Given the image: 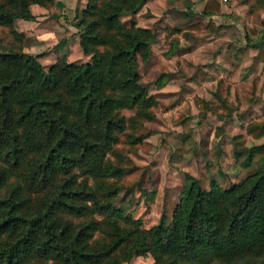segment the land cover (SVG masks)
I'll return each mask as SVG.
<instances>
[{
    "label": "trees",
    "instance_id": "trees-1",
    "mask_svg": "<svg viewBox=\"0 0 264 264\" xmlns=\"http://www.w3.org/2000/svg\"><path fill=\"white\" fill-rule=\"evenodd\" d=\"M50 1L0 0V26L20 38L12 24L33 21L30 6ZM145 1L87 0L76 25L90 55L82 64L62 59L47 71L40 55L0 47V239L9 237L0 264H122L145 255L154 264H264V143L238 151L243 167H255L239 183L203 187L188 175L172 214L149 229L113 201L125 169L109 153L131 123L151 117L138 62L155 36L121 20ZM205 1L204 17L222 14L219 0ZM197 105L203 116H224L222 103ZM246 131L261 139L264 122Z\"/></svg>",
    "mask_w": 264,
    "mask_h": 264
},
{
    "label": "rangeland",
    "instance_id": "rangeland-1",
    "mask_svg": "<svg viewBox=\"0 0 264 264\" xmlns=\"http://www.w3.org/2000/svg\"><path fill=\"white\" fill-rule=\"evenodd\" d=\"M146 1L121 20L129 25L138 19L155 36L150 57L138 62L140 82L151 97L144 109L151 117L138 116V124L131 123L109 153L110 160L125 169L115 181L119 192L113 201L140 219L143 229L156 224L162 213L172 214L183 185L190 182L188 175L203 187L216 180L226 188L251 175L254 164L243 167L244 157L237 153L264 143V137L256 140L246 131L251 122H264V0H219L224 13L212 17L201 14L205 0H154L147 6ZM86 3L32 4L35 19L30 32L17 38L9 27L0 26V47L16 46L40 55L47 71L62 59L89 61L76 26ZM18 23L22 22L12 24L17 31L27 26ZM200 99L222 103L231 112L226 114L221 106L223 117L210 111L203 116ZM123 112L128 117L135 110ZM131 133L138 139L128 137ZM8 238L3 235L0 241ZM122 264L154 260L150 255L134 256Z\"/></svg>",
    "mask_w": 264,
    "mask_h": 264
},
{
    "label": "crops",
    "instance_id": "crops-1",
    "mask_svg": "<svg viewBox=\"0 0 264 264\" xmlns=\"http://www.w3.org/2000/svg\"><path fill=\"white\" fill-rule=\"evenodd\" d=\"M154 0H149V1H146V6L148 5V4H150V3H152ZM203 8V7H202ZM222 13H224L223 12V10H222ZM135 23H136V25L137 26H141V27H147V28H150V27H148V25H143V24H141L139 21H138V19H132ZM18 22L20 21V22H22V23H18V24H23L24 22H26L25 24H27V26H26V28H22L21 29V31H25V32H30V30L28 29V26H30V24L32 23V21H28V20H22V19H18L17 20ZM40 38H42V37H40ZM39 40H41V39H39ZM137 257H139V256H137Z\"/></svg>",
    "mask_w": 264,
    "mask_h": 264
}]
</instances>
